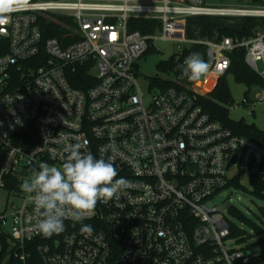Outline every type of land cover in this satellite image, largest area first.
I'll return each mask as SVG.
<instances>
[{
	"label": "built area",
	"instance_id": "obj_1",
	"mask_svg": "<svg viewBox=\"0 0 264 264\" xmlns=\"http://www.w3.org/2000/svg\"><path fill=\"white\" fill-rule=\"evenodd\" d=\"M192 17L262 20L264 0L238 7L26 0L0 23V264H264V256L228 246L238 237L226 214L236 210L230 202L224 209L208 205L224 190L248 184L253 191L252 179L264 182V147L214 121L200 105L214 88L195 87L208 78L216 85L240 48L264 81V32L249 40L189 41ZM134 20H158L159 39L178 43L179 60L189 46H204V79L158 89L146 102L134 68L158 37L133 31ZM44 23L58 26L61 38H46ZM255 90L259 97L243 102L251 112L264 103V88ZM85 141L82 151L112 162L127 187L98 202L90 219H66L72 230L49 242L37 229L41 210L20 185L41 162L61 167L67 147ZM83 224L93 232L82 234Z\"/></svg>",
	"mask_w": 264,
	"mask_h": 264
},
{
	"label": "clouds",
	"instance_id": "obj_2",
	"mask_svg": "<svg viewBox=\"0 0 264 264\" xmlns=\"http://www.w3.org/2000/svg\"><path fill=\"white\" fill-rule=\"evenodd\" d=\"M26 0H0V21H7L9 14L25 6ZM181 76L197 81L207 74L209 66L199 52L185 58ZM86 141L67 147V156L61 167L41 162L30 178L20 185L37 209L41 219L37 224L46 238L65 231L66 219L74 223L95 215L98 202L107 203L127 187L128 181L120 177L113 163L96 158L85 149ZM82 234H91L93 227L83 224Z\"/></svg>",
	"mask_w": 264,
	"mask_h": 264
},
{
	"label": "trees",
	"instance_id": "obj_3",
	"mask_svg": "<svg viewBox=\"0 0 264 264\" xmlns=\"http://www.w3.org/2000/svg\"><path fill=\"white\" fill-rule=\"evenodd\" d=\"M47 29L46 38H61L62 30L54 24L44 23ZM130 28L133 31H139L142 35L156 34L161 29L158 20H134L130 21ZM264 32V19H247V18H219V17H192L186 22V38L189 41L197 40H220L228 37L233 40H249L254 38L258 33ZM152 51V50H150ZM149 51V52H150ZM193 52H199L206 61V48L202 45H191L186 51L182 59L177 57L171 58L167 62L160 63L157 66L159 72H173L176 75L177 82L165 81L159 76L149 78L150 86L162 91L171 87L186 88L191 87L196 81H190L186 77L181 76L183 62ZM246 50L236 49L230 54L231 66L229 71L222 76L219 81L214 84V80L208 78L206 81H198L195 85L196 89L206 92L211 88L214 90L200 98V105L204 111L214 120L220 122L226 128L230 129L234 134L255 141L264 147V131L259 130L255 125H249L244 120L235 122L231 120L229 110L224 104H231V94L228 87L227 77L233 76L235 81L247 87L248 92L255 88H264V81L256 75L248 67L246 61ZM76 87L80 86L74 84ZM19 145H24L19 143ZM1 167V160H0ZM254 190L252 194L260 199H264V182L260 178L252 179ZM232 214L253 228L256 235L264 234V229L247 220L237 210H233ZM71 223H65V231L47 238L49 242L61 240L62 237L72 229ZM234 236L243 237V231L232 228ZM46 238V237H45Z\"/></svg>",
	"mask_w": 264,
	"mask_h": 264
},
{
	"label": "rangeland",
	"instance_id": "obj_4",
	"mask_svg": "<svg viewBox=\"0 0 264 264\" xmlns=\"http://www.w3.org/2000/svg\"><path fill=\"white\" fill-rule=\"evenodd\" d=\"M248 0H205L209 6H242ZM158 39L154 42L152 51L148 52L141 58L134 68L136 80L140 86L146 102L152 100L158 89L150 86L149 78L159 76L165 81L177 82L176 75L173 72H159L157 66L160 63L167 62L173 57H177L179 53L178 43L170 40H162L160 33H156ZM204 76L199 79L203 80ZM228 87L231 94V104H224L229 110L231 120L239 122L244 120L249 125H255L259 130L264 131V103H256L254 112L243 106V102L247 99L256 100L260 92L251 91L248 93L246 86L235 81L233 76L227 77ZM248 190H234L229 188L222 191L211 202L209 207L221 206L225 208V202L230 204L242 214L247 220L264 229V199L255 197L252 194L248 184H245ZM232 223L241 231L243 237H237L228 243L230 248L243 249L253 256H264V234L256 235L253 228L237 218L232 212L226 213Z\"/></svg>",
	"mask_w": 264,
	"mask_h": 264
},
{
	"label": "water",
	"instance_id": "obj_5",
	"mask_svg": "<svg viewBox=\"0 0 264 264\" xmlns=\"http://www.w3.org/2000/svg\"><path fill=\"white\" fill-rule=\"evenodd\" d=\"M91 74H92V75L95 74V70H93V71L91 72ZM236 161H237V157L235 156L232 162H233V163H236ZM229 168H230V166H228V170H229ZM227 207H228V208H231V204H228ZM56 245H58V243H57Z\"/></svg>",
	"mask_w": 264,
	"mask_h": 264
},
{
	"label": "snow or ice",
	"instance_id": "obj_6",
	"mask_svg": "<svg viewBox=\"0 0 264 264\" xmlns=\"http://www.w3.org/2000/svg\"><path fill=\"white\" fill-rule=\"evenodd\" d=\"M3 21H0V23H2Z\"/></svg>",
	"mask_w": 264,
	"mask_h": 264
}]
</instances>
